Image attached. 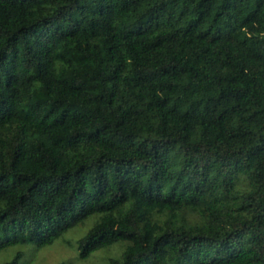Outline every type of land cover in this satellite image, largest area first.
Here are the masks:
<instances>
[{
    "label": "trees",
    "instance_id": "16d2710c",
    "mask_svg": "<svg viewBox=\"0 0 264 264\" xmlns=\"http://www.w3.org/2000/svg\"><path fill=\"white\" fill-rule=\"evenodd\" d=\"M89 217L81 257L264 264V0H0V248Z\"/></svg>",
    "mask_w": 264,
    "mask_h": 264
},
{
    "label": "rangeland",
    "instance_id": "374dc122",
    "mask_svg": "<svg viewBox=\"0 0 264 264\" xmlns=\"http://www.w3.org/2000/svg\"><path fill=\"white\" fill-rule=\"evenodd\" d=\"M93 220L94 218H86L50 244L36 245L16 238H6L5 244L0 248V264L9 260L18 250L23 252L20 264H108L107 258L116 257L124 246L123 242L100 247L86 257L79 255L77 239L90 227Z\"/></svg>",
    "mask_w": 264,
    "mask_h": 264
}]
</instances>
